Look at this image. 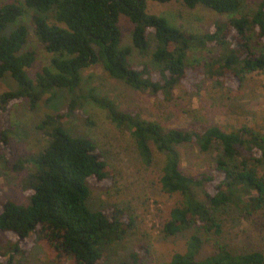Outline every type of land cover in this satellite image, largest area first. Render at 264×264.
<instances>
[{"label":"trees","instance_id":"trees-1","mask_svg":"<svg viewBox=\"0 0 264 264\" xmlns=\"http://www.w3.org/2000/svg\"><path fill=\"white\" fill-rule=\"evenodd\" d=\"M149 1L0 0V78L10 76L18 85L0 90L4 122L0 159L2 165L15 170L28 169L21 182L23 188L31 190L29 204L6 199L0 210V231L10 238L9 252L0 249L5 264H15L16 254L27 253L31 235L51 245L54 261L69 258L72 264H108L133 228V217L126 208L90 205V185L109 183L112 170L95 140L74 134L63 124L86 101L106 110L118 128L127 130L145 166L159 165L165 192L181 195L163 232L172 236L194 231L183 252L176 251L170 260L155 264H264V251H238L226 244L202 255L203 234L222 231L219 217L227 209H234L240 216H252L264 209V177L258 172L264 168V127L226 130L196 123L186 129L168 127L120 109L110 98L94 93L95 88L86 91L82 73L98 64L111 77L139 92L163 94L169 99L177 87L200 77L223 85L242 82L247 73L264 69V0L252 15L242 12L246 0H152L178 1L191 9L203 5L228 17L216 21L204 33L183 29L162 15L148 13ZM30 11L35 36L52 54L50 64L34 77L28 71L37 60V51L26 47L29 27L21 24L5 32L10 23ZM121 15L132 23L130 46L121 44ZM151 38L156 41L152 56L159 64L157 70L148 63L138 66L131 58L133 49L146 56ZM195 47L212 50L209 60L189 61L188 54ZM62 92L68 97L65 108L44 115L36 123L47 145L33 157L15 160L17 151L11 143L14 103L27 102L35 112ZM85 120L90 121V116ZM188 144L201 152L218 149L216 162L187 169L180 147ZM149 256L150 248L137 244L128 260L120 264H143Z\"/></svg>","mask_w":264,"mask_h":264},{"label":"rangeland","instance_id":"rangeland-1","mask_svg":"<svg viewBox=\"0 0 264 264\" xmlns=\"http://www.w3.org/2000/svg\"><path fill=\"white\" fill-rule=\"evenodd\" d=\"M1 1L4 3L23 0ZM261 1L246 0L242 12L252 15ZM147 11L162 15L171 24L183 29L200 33L210 31L216 21H225L228 18L203 5L191 9L178 1L161 3L150 0ZM31 12L10 23L5 32L10 33L21 24L29 27L30 36L26 47L37 51V60L28 71L29 75L34 77L43 66L50 64L52 54L44 49L35 36L30 23ZM119 26L122 32V46L132 45L131 21L121 15ZM155 47L156 41L151 38L149 53L144 56L137 49H133L132 61L138 66L148 63L152 69L157 70L159 64L152 56ZM210 52V49L195 47L188 54L189 61L206 62ZM82 73L86 81V91L95 88L94 93L110 98L120 109L140 113L144 119L159 121L168 127L186 129L191 123L219 125L226 130L242 126L264 127V69L247 73L242 82L234 81L230 85L218 84L210 78L200 77L177 87L170 99L163 94L139 92L111 77L98 64L84 69ZM16 87L17 83L10 76L0 78L1 91ZM67 101V93L62 92L52 103H44L35 112L30 110L27 102L14 103L11 143L17 151L15 160L33 157L44 149L47 140L35 128L36 123L48 113L63 110ZM86 115L90 116V121L85 120ZM3 123L0 112V130L4 127ZM63 124L72 133L95 140L112 170L109 183L101 186L90 185V205L102 209L112 206L124 207L133 217V228L111 254L108 264H120L128 260L130 252L137 244H145L150 248V256L143 264L168 261L174 252H183L186 240L194 229L172 236L163 232V225L168 220L171 209L180 203L181 195L168 194L161 188L159 165L149 167L143 164L135 141L127 130L118 128L108 117L106 110L87 101L82 109L66 118ZM180 150L183 154V165L187 169L211 166L219 156L218 149L201 152L192 144L181 146ZM2 164L1 160L0 210L6 199L29 204L31 190L23 188L21 182L24 172L28 169L18 171ZM258 172L264 177L263 167L259 168ZM197 193L202 195L200 190H197ZM219 218L222 231L218 234H203V256L214 252L219 244H226L238 251H264V209L252 216H240L234 209H227ZM9 240V236L0 231V249L3 252H9ZM28 242L27 253L16 254L15 264H72L69 258L60 262L54 261V250L46 240L31 235ZM0 261L5 264L6 258H1Z\"/></svg>","mask_w":264,"mask_h":264}]
</instances>
